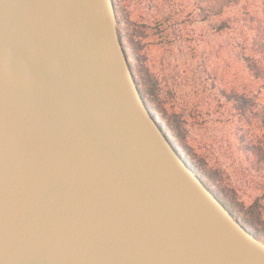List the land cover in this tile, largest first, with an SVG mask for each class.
I'll list each match as a JSON object with an SVG mask.
<instances>
[{"label": "water", "instance_id": "obj_1", "mask_svg": "<svg viewBox=\"0 0 264 264\" xmlns=\"http://www.w3.org/2000/svg\"><path fill=\"white\" fill-rule=\"evenodd\" d=\"M183 156L114 0H0V264H264Z\"/></svg>", "mask_w": 264, "mask_h": 264}, {"label": "rangeland", "instance_id": "obj_2", "mask_svg": "<svg viewBox=\"0 0 264 264\" xmlns=\"http://www.w3.org/2000/svg\"><path fill=\"white\" fill-rule=\"evenodd\" d=\"M259 2L239 0L238 6L229 10L227 15L239 16L242 7L255 11ZM132 3V0H127L119 8L117 19L121 30L126 29L124 23L127 17L135 16ZM140 7L147 15L159 12L166 19V25L176 33H182L179 38L172 36L166 39L168 44L164 45L163 55L167 62L175 66L169 70L173 69L179 77L176 83L179 84V102L186 113L184 122L168 116L175 135L167 131L165 123L157 116L166 136L197 158L194 162L185 154L205 185L240 224L264 241V210L259 212L254 206L255 200L261 197L264 175H256L244 163L247 153L236 144L240 140L249 142V133L243 138L249 128L244 124L245 131L233 137V123L237 128V121L240 120L235 109L244 104L245 109L251 111L253 108L251 112H254L255 108L264 105V93L259 92V83L248 76L240 61L241 50L237 48L240 40L231 31L213 34L206 25L198 22L194 16V0H143ZM158 53L157 50L152 52L156 57ZM185 62L191 67L192 74L184 71ZM206 73L218 76L219 85L227 88L228 92L234 90L235 95L230 96L229 103L217 95L218 88L215 91L210 82L205 83Z\"/></svg>", "mask_w": 264, "mask_h": 264}, {"label": "trees", "instance_id": "obj_3", "mask_svg": "<svg viewBox=\"0 0 264 264\" xmlns=\"http://www.w3.org/2000/svg\"><path fill=\"white\" fill-rule=\"evenodd\" d=\"M125 2L127 0H114L116 15L119 14V8H122ZM132 2V13L135 16L134 18L127 17L124 23L125 30L118 28L119 36L144 101L154 114L165 123L167 131L174 134L168 116L184 122L186 110L179 102V84H176L179 77L173 73V69L169 70L175 66L166 61L163 52L164 45L168 44L166 39H171L172 36L179 38L182 33L181 31L176 33L168 24L166 25V19L159 12H155L152 16L144 14L140 7L143 0H132ZM238 3L239 0H194V16L213 34L231 31L240 40L237 43V48L241 50L240 61L248 76L254 82L259 83V92L264 93V0H260L255 11L242 7L240 8L241 12H238L239 16L227 15V12L238 6ZM153 39H159V41L156 42ZM154 50L159 52L158 57L155 56L156 54H152ZM150 54L151 57H149ZM187 63L185 62L183 65L184 71L192 74L193 71ZM204 74L205 72H203ZM206 76L203 79L205 83L210 82L214 90L218 88L217 95L229 103L230 96L235 95L234 90L228 92L227 88L221 87L218 83L220 80L215 74L206 73ZM192 77L194 79V75ZM243 106L245 105L243 104ZM243 106L235 109L240 120L237 121V128L233 123V127L235 126L233 137L236 138V134L245 131L244 124L249 128V132L245 131L243 136L245 138L249 133V142L240 140L236 144L238 148L241 147L247 153L244 156V163L248 164L256 175L263 176L264 105L255 108L254 112H251L254 110L251 105H249L252 108L251 111ZM241 122L242 124H240ZM251 131L253 132L250 134ZM172 142L174 141L172 140ZM176 146L178 147V145ZM181 149L184 156L186 154L194 162L197 161V158L189 154L184 147ZM260 193L261 197L254 202V206L259 212L264 210V181L261 184Z\"/></svg>", "mask_w": 264, "mask_h": 264}, {"label": "bare ground", "instance_id": "obj_4", "mask_svg": "<svg viewBox=\"0 0 264 264\" xmlns=\"http://www.w3.org/2000/svg\"><path fill=\"white\" fill-rule=\"evenodd\" d=\"M184 157V156H183Z\"/></svg>", "mask_w": 264, "mask_h": 264}]
</instances>
